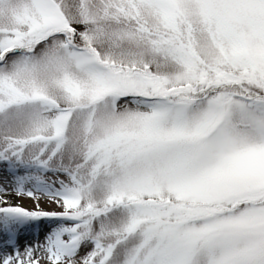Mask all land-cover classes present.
<instances>
[{
  "label": "snow or ice",
  "instance_id": "6c2138e0",
  "mask_svg": "<svg viewBox=\"0 0 264 264\" xmlns=\"http://www.w3.org/2000/svg\"><path fill=\"white\" fill-rule=\"evenodd\" d=\"M0 264H264V0H0Z\"/></svg>",
  "mask_w": 264,
  "mask_h": 264
},
{
  "label": "rangeland",
  "instance_id": "374dc122",
  "mask_svg": "<svg viewBox=\"0 0 264 264\" xmlns=\"http://www.w3.org/2000/svg\"><path fill=\"white\" fill-rule=\"evenodd\" d=\"M11 201L13 203H20L22 204L24 207L26 208H29L31 209L33 207V202L31 200H29L28 198H23V199H20V200H17L14 196L11 197ZM43 207H45L46 210H50L49 209V206L46 205V204H43L42 205ZM35 236L32 234V232H25L23 233L21 236H20V247L21 249L23 248V246L26 244V243H33L35 242ZM40 239L42 240L43 239V235L41 234L40 236Z\"/></svg>",
  "mask_w": 264,
  "mask_h": 264
}]
</instances>
